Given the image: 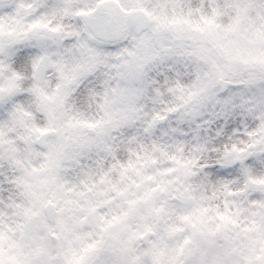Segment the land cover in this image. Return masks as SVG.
<instances>
[{
	"label": "snow or ice",
	"instance_id": "6c2138e0",
	"mask_svg": "<svg viewBox=\"0 0 264 264\" xmlns=\"http://www.w3.org/2000/svg\"><path fill=\"white\" fill-rule=\"evenodd\" d=\"M0 264H264V0H0Z\"/></svg>",
	"mask_w": 264,
	"mask_h": 264
}]
</instances>
